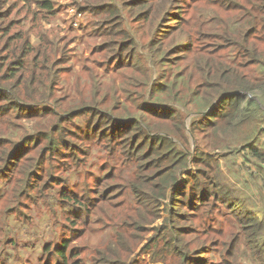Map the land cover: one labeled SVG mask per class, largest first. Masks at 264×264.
<instances>
[{
  "label": "trees",
  "instance_id": "obj_1",
  "mask_svg": "<svg viewBox=\"0 0 264 264\" xmlns=\"http://www.w3.org/2000/svg\"><path fill=\"white\" fill-rule=\"evenodd\" d=\"M8 1L13 0H0V20L6 19L0 22V39L5 38L6 46L0 47V114L8 118L5 125L8 133L13 132L12 127L17 125L18 119L15 117L21 113L44 114L52 120L41 138L25 135L17 141L9 153L15 163L22 159L24 145L44 146L43 151L51 160L67 151L72 155L82 151L76 141L87 148L84 155L87 159L103 155L104 161L109 163H120L122 159L130 163L133 172L119 185L129 193L131 207V196L135 195L145 210L137 213L131 209L128 220L122 223L131 224L135 231H146L145 211L158 218L159 203L166 200L164 220L154 227L149 239L150 245L158 247L156 254L148 245L139 252L141 255L149 252L154 262L161 259L169 264L168 257H177L179 264H210L203 257L202 248H195L190 242L201 213L205 220L212 218V224L206 227L217 231L225 227L219 221L221 214L229 217V227L233 228L224 230L226 239L211 240L210 251H217L224 263L250 262L239 256L243 249L240 236L244 233L247 242L264 251V205L255 209L261 206L256 202L257 195L264 198V177L259 171H264V0H97L93 5L80 1L71 4L74 14L67 18L65 15L67 24L71 19L80 24L85 12L104 14V20L99 19L90 27L94 25L97 32L103 29L104 33L120 36L105 38L103 42L110 48L114 68L127 69L132 75L136 67L144 71L139 65L144 46L156 47L146 54L148 67L144 71L145 78H140L143 81L141 96L118 98L126 105L122 110L116 108L117 102L111 107L106 98L111 93H119L118 89H108L104 84L95 90V97L66 105L73 91L79 92V85L64 84L57 93L64 69L57 70L61 63L58 58L53 62L49 58L43 60L42 68L36 64L31 68L33 74L26 76L25 57H31L32 47L39 40H32V36L38 31L26 30L23 35L13 33L14 20L10 17L15 2L7 6ZM17 1L34 2L52 11L57 8L55 0ZM74 28L69 26L68 30L74 31ZM14 35L17 36L12 38ZM161 54L167 55L166 58ZM101 57L107 58V52ZM150 57L153 66L148 64ZM167 58H170L171 72L163 78L161 67L165 66L159 65ZM22 67L21 73H17ZM158 68L160 76L150 84ZM38 70L42 74L37 75ZM44 71H48L47 74ZM4 78L11 82H5ZM32 88L38 95L31 92ZM127 93L129 91L124 90V94ZM99 95L102 98L98 99ZM191 104L195 108H191ZM190 112H198L189 125L194 137L198 136L197 131L221 133L223 129L225 134L231 132L235 138L222 137L219 143L212 137L213 149H224L227 154L222 157L244 152L248 161L255 160L252 162L254 172L244 176L239 173L237 162H230L233 164L230 168L244 184L240 200L228 184L222 182V162L207 151L196 156L199 165L196 172L182 179L191 161L190 138L185 130ZM39 125L35 121L33 130ZM0 134L6 138L3 130ZM238 140L241 141L238 145L232 143ZM4 158L5 155L0 160ZM5 161L7 164L8 159ZM114 177L111 173L108 179ZM106 178L104 175L98 181L96 193L101 198L115 191L108 186ZM138 179L141 184L136 183ZM55 191L56 188H52L51 193L56 197ZM55 197L53 202L59 203L60 213L69 211L75 217L71 219L73 238L78 240L82 229L75 227L91 225L94 221L91 216L99 207L91 203V198L72 190L61 191L60 196ZM87 205L90 210L95 206L96 210L84 215L89 209ZM208 206L213 209L203 212ZM110 213L116 219L125 215L113 209ZM131 231V228L99 230L100 241L90 247L94 252L108 251L114 257L133 255L135 246ZM122 237L129 241V249L123 247ZM72 239L56 243L53 248L52 244H46L44 253L50 256L46 264L101 263H95L93 256L78 258L77 249L70 244ZM116 246L120 250L116 251Z\"/></svg>",
  "mask_w": 264,
  "mask_h": 264
},
{
  "label": "rangeland",
  "instance_id": "obj_2",
  "mask_svg": "<svg viewBox=\"0 0 264 264\" xmlns=\"http://www.w3.org/2000/svg\"><path fill=\"white\" fill-rule=\"evenodd\" d=\"M83 2L88 4H95L97 0H55L57 2V8L52 10L43 9L38 4L30 1H8L6 5L11 2H15L12 9V16L14 20L13 33H23L26 30H37L32 36V40L39 39L35 42V45L31 50V57L26 58V76L33 74L31 70L36 64L42 68L41 62L43 60L50 59L53 62L58 58V62H61L58 66L64 67L63 73L61 72V80L57 87V90H61V87L66 85L78 86V91H73L72 97L68 102L79 103L83 100L91 99L96 96L95 90L99 89L104 84L108 89H118L119 93H111L107 98V101L111 107L115 106V102L118 103L116 108L122 110L126 107L121 99H124L126 95H132L133 98L141 96L143 91V81L140 78H145L147 71L146 54L150 53L154 48H150L147 45L144 46L143 57L140 60L139 65L144 71L138 70L132 75L127 69L114 68L115 63L111 59V51L109 47L103 45L105 38H120L117 33H104L103 29L96 31L94 25L90 27V24H95L99 19L104 20V14H97L92 12H85L84 17L81 19L80 24H67L66 18L74 14L73 7L74 2ZM63 14V17L59 14ZM6 19L0 20V22ZM65 22V23H64ZM75 26V30H68V27ZM83 26V27H82ZM82 27V28H81ZM17 35L12 36L15 38ZM146 36L144 37V39ZM5 38L0 39V47H6L4 45ZM15 40H13V45ZM12 45V46H13ZM168 50V49H167ZM8 53H11V47L7 49ZM103 52H107V58L101 57ZM167 55L161 54V57L166 58ZM181 60H186L182 58ZM112 63V66H109ZM149 66H153L152 58H149ZM162 68L163 78L170 72V58L161 62L159 67ZM185 61L183 62V67ZM23 67L17 69L16 72L22 71ZM158 69L154 70L153 77L150 84L157 81ZM48 71H44L47 74ZM42 74L40 70L36 73ZM139 77V78H138ZM5 82L10 83V80L4 78ZM51 80L50 78L48 81ZM26 82V81H25ZM28 87V85H26ZM32 87V86H31ZM72 91V86L69 88ZM124 90H128L129 93L124 94ZM31 92H35L38 95L37 90L32 88ZM102 98V95L98 96V99ZM64 100V99H63ZM141 102V101H140ZM191 108H195L191 104ZM112 110V109H111ZM117 111V110H115ZM35 113H21L16 116L17 125L12 127L13 132L8 133L6 124L8 118H4V113L0 114V131L3 130L4 138L0 134V157L5 155L3 161L0 160V264H46L50 261V256L44 253L46 244H52V248L56 243L63 242L65 239H72L74 236V220L75 217L70 215L69 211H59V203L53 202L52 188H56L57 196H60V192L64 190H72L78 192L82 196L91 198V203L98 206L99 209L95 211V215L91 216L94 220L91 225H77L75 228H81L82 232L78 236V240L74 237L73 243H70L77 249L78 258H90L93 256L95 263L99 264H166L164 262L152 261L151 254L149 252H139L143 247L148 245L151 252H157L158 247L156 244H149V239L154 233V227L159 226L165 217V203L166 200L159 203V217L153 218V213L145 211V226L146 231H135L131 224H124L125 220H128L131 209L137 213H143L145 208L139 205L137 197L131 196L132 207L129 203L130 195L125 191L121 183L132 174L133 166L122 159L120 163H109L104 161L103 155L98 156L96 159H87L84 155L87 148L76 141L82 148V151H77L76 155H72L70 151L63 154H58L55 158L49 160L47 158L44 146L36 145H24L22 147V159L15 163L12 159L13 155L9 156L12 147L17 145V141L23 136H32L35 138L42 137L45 134L46 129L52 123L51 117L44 116V114L34 115ZM202 114V113H201ZM198 115V112H190L186 118L185 130L189 135L188 152L190 154V165L188 170L182 174V179L191 172H196L198 168L196 156L201 151H207L213 155L219 162H222V174L224 183L235 192V195L239 198L242 195L241 188H244L242 180H238L234 169L232 167V160L238 164L239 173L250 174L254 172L252 169V162L248 161L244 152L237 153L233 156L222 157L223 154H227L224 149H213L211 145L212 137L221 142V138L233 139L234 136L231 132L225 134V131L215 132L212 131H197V137H194L189 127L191 118ZM37 121L40 125L33 130V123ZM42 132L41 135H38ZM9 138V139H8ZM15 138V139H13ZM197 138V139H196ZM264 138V136L262 137ZM264 139H262L263 141ZM237 145L241 143L240 140L236 142ZM6 158L8 163L6 164ZM264 165V164H262ZM105 168V169H104ZM251 168V169H250ZM261 175L264 177V171L259 169ZM113 173L115 176L113 179H108V176ZM224 173L228 175L225 176ZM107 176L109 180L108 186L114 188V192L111 195L100 197L99 193H96L98 188V181L101 177ZM29 177V179H28ZM259 178V177H258ZM137 184H141V180L136 181ZM85 189L83 190V188ZM109 189V188H108ZM107 189V190H108ZM256 202L261 203L260 207H255L257 210L264 205V198L258 194ZM74 203V202H71ZM87 213L90 214L95 206L90 205ZM149 208H152L150 206ZM120 210L125 214L121 218H115L110 210ZM212 206L206 207V210H212ZM229 210V209H226ZM164 211V212H163ZM157 212V211H156ZM230 212V211H229ZM236 217L235 215H232ZM221 223L225 224L224 229L217 231L213 228H207L206 226L212 224V218L204 219L202 213L199 216V222L194 227L195 233L190 240L192 246L195 248H202L205 261L210 264H226L221 260L218 252L212 253L211 240L217 239L218 241H224L226 239L223 235L224 230L233 227H229V217L225 214H221ZM111 227V229H109ZM121 228H131V236L134 241V253L133 255L119 257L111 256L108 251L94 252L91 245H95L100 241L99 230L104 232L116 231ZM83 238V239H82ZM246 234L240 236V242L243 244V249L240 252V258L249 260L252 264H264V251L258 248L254 244L247 242ZM122 242L125 244L123 247L129 249L130 243L122 237ZM93 247V246H92ZM94 248V247H93ZM115 250H120L118 246ZM169 264H179L177 257H168ZM102 260V261H101ZM241 260L240 264H249Z\"/></svg>",
  "mask_w": 264,
  "mask_h": 264
},
{
  "label": "clouds",
  "instance_id": "obj_3",
  "mask_svg": "<svg viewBox=\"0 0 264 264\" xmlns=\"http://www.w3.org/2000/svg\"><path fill=\"white\" fill-rule=\"evenodd\" d=\"M74 11V10H73ZM74 23H77L78 24V26H79V23L78 22H76V21H74L73 19H71L70 20V24H74ZM71 26H73V25H71ZM75 27V26H74Z\"/></svg>",
  "mask_w": 264,
  "mask_h": 264
},
{
  "label": "built area",
  "instance_id": "obj_4",
  "mask_svg": "<svg viewBox=\"0 0 264 264\" xmlns=\"http://www.w3.org/2000/svg\"><path fill=\"white\" fill-rule=\"evenodd\" d=\"M75 25L77 24V23H74Z\"/></svg>",
  "mask_w": 264,
  "mask_h": 264
}]
</instances>
